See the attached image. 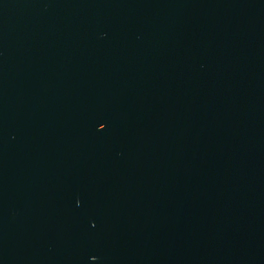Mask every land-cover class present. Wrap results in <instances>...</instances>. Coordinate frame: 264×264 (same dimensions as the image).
Listing matches in <instances>:
<instances>
[{"label": "water", "instance_id": "1", "mask_svg": "<svg viewBox=\"0 0 264 264\" xmlns=\"http://www.w3.org/2000/svg\"><path fill=\"white\" fill-rule=\"evenodd\" d=\"M0 264H264V0H0Z\"/></svg>", "mask_w": 264, "mask_h": 264}]
</instances>
